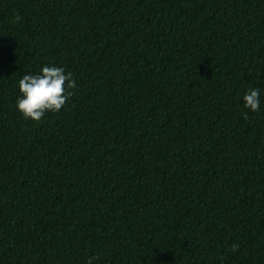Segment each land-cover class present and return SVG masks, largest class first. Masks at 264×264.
<instances>
[{
	"label": "trees",
	"instance_id": "1",
	"mask_svg": "<svg viewBox=\"0 0 264 264\" xmlns=\"http://www.w3.org/2000/svg\"><path fill=\"white\" fill-rule=\"evenodd\" d=\"M46 65L77 86L35 122ZM90 257L264 264V0H0V264Z\"/></svg>",
	"mask_w": 264,
	"mask_h": 264
},
{
	"label": "clouds",
	"instance_id": "2",
	"mask_svg": "<svg viewBox=\"0 0 264 264\" xmlns=\"http://www.w3.org/2000/svg\"><path fill=\"white\" fill-rule=\"evenodd\" d=\"M42 74L24 75L19 80L21 99L17 100V108L26 119L39 122L46 112L58 113L73 96L77 82L71 72L65 74V69L57 66H44ZM244 108L255 113L260 110V90L250 87L243 96ZM242 116L247 119L248 113ZM239 248L238 243L232 245V250ZM95 257L86 260L93 264Z\"/></svg>",
	"mask_w": 264,
	"mask_h": 264
}]
</instances>
